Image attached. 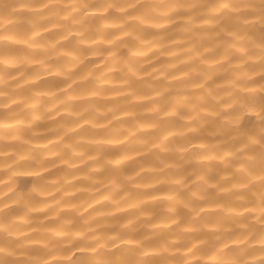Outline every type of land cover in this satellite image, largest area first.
I'll list each match as a JSON object with an SVG mask.
<instances>
[{
	"label": "bare ground",
	"instance_id": "1",
	"mask_svg": "<svg viewBox=\"0 0 264 264\" xmlns=\"http://www.w3.org/2000/svg\"><path fill=\"white\" fill-rule=\"evenodd\" d=\"M0 264H264V0H0Z\"/></svg>",
	"mask_w": 264,
	"mask_h": 264
}]
</instances>
